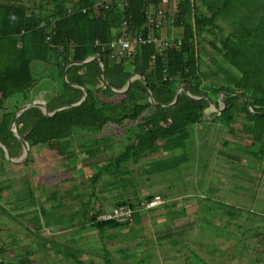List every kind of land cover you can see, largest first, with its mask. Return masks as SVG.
I'll return each mask as SVG.
<instances>
[{
	"label": "trees",
	"instance_id": "16d2710c",
	"mask_svg": "<svg viewBox=\"0 0 264 264\" xmlns=\"http://www.w3.org/2000/svg\"><path fill=\"white\" fill-rule=\"evenodd\" d=\"M124 1L122 4V0H0V105L14 93L26 100L28 89L37 81L32 75L33 61L46 65L52 79L61 85L52 103L47 104L48 112L78 101L83 94L81 88L86 94L78 105L63 107L48 116L37 106L25 108L15 118L14 125L28 146L46 147L53 157L64 159L65 166H69L75 155L70 148L74 132L98 133L105 126L118 125L125 119H142L133 137L126 132L128 140L122 150L95 164L89 177L92 186L89 196L93 202L84 203L81 217L89 228L100 233L136 222L139 212L168 206L162 199L154 207L143 208L141 203L155 194H136L131 201L124 198L125 189L108 197L110 208L120 204L130 206L134 210L130 217L120 223L95 219L97 214L108 211L101 205L105 195L117 186H128L123 180L130 172V164L135 165L155 153H165L149 163H139L142 173L151 174L178 169L186 162L191 150L190 134L193 135L195 125L205 120L204 115L210 114L207 108L211 104L218 107L219 101L222 103L219 112L211 114L213 117L208 120L211 123L227 126L234 122L235 116L243 118L240 129L249 135L250 143L245 147L234 145L236 150L255 158H260L264 150V0ZM49 2L51 8L45 9L44 4ZM157 10L162 11V17L155 14ZM148 16L155 17L159 25H150ZM167 18L179 31L160 54L156 53V42H151L136 44L127 59L110 56L108 42L114 35L150 34L163 38L166 25L163 27L162 23ZM220 21L230 29L214 42L207 35L214 30L222 31ZM205 47L222 62L214 55L208 56L209 65L204 62L201 53L207 50ZM96 57L100 59L103 79ZM132 74L136 76L130 79L127 88L115 93L114 90L124 89ZM178 87L181 89L177 99L171 103ZM12 115L13 110L0 114V142L4 144L7 139L20 144L8 128ZM165 116L169 117L166 132L159 125ZM98 150L95 146L86 152L94 154ZM95 185L100 196L94 192ZM40 212L44 216L48 211ZM224 215L226 229H232L227 217L237 219V216L231 211H225ZM47 219L46 225L54 224L51 218ZM77 224L83 227L81 220ZM179 226H169L157 238L166 239L187 228L186 223L183 229ZM256 226L262 228L261 236L258 229L245 233L252 256L256 255L251 257L255 262L260 251L264 253V248H260L264 247V217L258 218ZM1 248L0 264L33 262L26 258L29 252L15 255V262L11 261L1 256ZM240 249L235 248L236 254H230V258L234 259L239 252L244 255V248ZM66 254L73 263L82 264L75 253ZM189 255L197 256L192 252Z\"/></svg>",
	"mask_w": 264,
	"mask_h": 264
},
{
	"label": "rangeland",
	"instance_id": "374dc122",
	"mask_svg": "<svg viewBox=\"0 0 264 264\" xmlns=\"http://www.w3.org/2000/svg\"><path fill=\"white\" fill-rule=\"evenodd\" d=\"M44 5L45 9L51 8L50 2ZM219 24L222 31L214 30L207 35L214 42L230 29L225 22L220 21ZM162 26H165V36L178 35L179 29L171 24L169 18L163 20ZM205 48L207 50L201 53L204 62L209 65L208 56L211 55L222 62L211 49ZM40 66L37 61L31 64L32 75L37 79L35 87L42 88L44 92L47 89L51 93L59 91V82L52 79L48 70L41 71ZM217 97L221 99V94ZM221 107V101L218 107L211 104L207 108L210 114L204 115L205 120L194 126L193 135L190 134L189 158L178 169L142 173L143 167L139 163H149L166 155L155 153L135 165L130 164V172L123 180L128 186L112 188L114 190L101 201L103 209L109 210L111 200L108 196H116L118 191L121 193L126 189L124 198H131V201L136 194L152 193L159 194L168 206L159 205L156 210L139 212L136 222L103 233L89 228L81 217L84 203L87 200L89 204L93 202L89 196L92 190L89 177L95 164L122 150L128 140L126 132L133 137L137 123L142 122L141 117L125 119L118 125H107L98 133L74 132L73 147L70 148L74 149L75 155L69 166H65L64 159L53 157L43 146L35 148L31 155H27V151L24 158L28 163L25 166L9 167L11 163L4 161L6 165L0 168V206L4 208H0L1 256L15 262V255L29 252L26 258L33 260L32 264H75L61 251L75 253L82 264H106L105 259L109 264H264L261 251L255 258L257 261L252 260L251 257L256 255L252 256V247L245 234L258 229L257 220L264 217L260 210H264V150L260 158L241 149L236 150L234 145L245 147L250 143L249 135L240 129L243 120L240 116H235L234 122L227 126L208 121L213 117L211 114H217ZM168 122V116L160 121L162 131H168ZM95 146L98 152H86ZM95 187L94 192L100 196L99 187ZM101 196L104 197L103 194ZM25 199H33L34 203H27ZM41 209L49 211L43 216ZM225 211L234 212L237 216V219L227 217L232 222V229H226ZM45 217L51 218L54 224L46 225L49 220L46 221ZM80 220L83 227L77 224ZM185 223V231L166 239L157 238L169 226L180 224L179 228L183 229ZM49 226L50 229L47 228ZM33 227L37 230L33 231ZM56 227H60L59 232H54ZM261 229H258L260 236ZM188 248L197 256L188 257ZM235 248H244L246 253L230 258V254H236Z\"/></svg>",
	"mask_w": 264,
	"mask_h": 264
},
{
	"label": "crops",
	"instance_id": "0c3cea01",
	"mask_svg": "<svg viewBox=\"0 0 264 264\" xmlns=\"http://www.w3.org/2000/svg\"><path fill=\"white\" fill-rule=\"evenodd\" d=\"M45 67H46V65L41 64L39 69L41 71L46 70ZM35 68H37V67H35ZM36 84H34L31 88L28 89L27 94H26L27 96H25L26 100H23V97L21 94H15L14 93V94L8 96L4 100L3 104L0 105V114L2 113V111H7V110H13V114L16 113V114H14V118H12L13 117V115H12V117H11L12 120H10V122L12 124L10 125V122H9L8 128H9V131L11 132L12 136L14 137V139H16L20 143V144H17V142L13 139H7V142L5 144L0 142V168H3L6 165V162L4 163V161H6V160H8L11 163L9 167L16 166V168L19 166H25L28 163V162L27 163L25 162L24 146L22 145L21 141L18 139V137H21V135L16 132V125H14L15 124L14 120L25 108H29L32 106H37L40 110H42L46 114L45 109L47 111L49 109L47 104L50 102L52 103L51 99L54 97V95L56 93V92L54 93V91H52V93H51V91H49V89H47V91L44 92V90L42 88L35 87ZM81 89H82L83 94H84V89L83 88H81ZM123 90H125V87L122 90H114V91H115V93H120ZM45 94L47 96L46 99H45ZM83 94H82V96H83ZM24 104H27V106L18 110V108ZM17 128H18V125H17ZM25 144H26L27 151H28L27 155H31L32 151H34L35 148H39V146H28L27 142H25ZM1 190H2V186H0V191ZM27 202L29 203V201H27ZM30 203L31 204L34 203L33 199L30 200ZM260 210L264 212L263 209L260 208ZM21 215H23V214H21ZM23 216H26V215H23ZM47 228L50 229L51 226H49ZM59 229H60V227H56L54 229L55 230L54 232H59L58 231ZM2 247H3V245H2ZM48 247H51V245H49ZM33 251H35V250L33 249ZM57 251L60 252L59 250H57ZM186 251H187L186 253H187L188 257L190 256L189 252H192L193 254H195V252H193L190 248H188V250H186ZM61 253L63 254V256H66V254L63 251H61ZM243 253H246V252L244 251ZM239 254H240V252H239Z\"/></svg>",
	"mask_w": 264,
	"mask_h": 264
},
{
	"label": "built area",
	"instance_id": "2783aa9c",
	"mask_svg": "<svg viewBox=\"0 0 264 264\" xmlns=\"http://www.w3.org/2000/svg\"><path fill=\"white\" fill-rule=\"evenodd\" d=\"M125 3L122 0V4ZM120 4V3H118ZM157 16L162 17L163 13L161 10H157L155 13ZM148 23L153 27H157L159 25V21L152 16H148ZM171 40V36H164L163 38H156L153 35L147 34L146 36H142L139 34H135L131 37H127L123 34L114 35L110 41L108 42V47L110 50L111 57H119L127 59L133 53L134 47L136 44H146L151 42H156V53L160 54L168 45ZM178 43V41H176ZM153 58V54H151L150 59ZM161 199L159 195L155 194L150 199L143 201V208H151L156 206V204L160 203ZM134 210L128 206L127 204H120L111 207L107 212L97 214L95 217L96 220H113L115 222H123L127 220Z\"/></svg>",
	"mask_w": 264,
	"mask_h": 264
},
{
	"label": "water",
	"instance_id": "95a60500",
	"mask_svg": "<svg viewBox=\"0 0 264 264\" xmlns=\"http://www.w3.org/2000/svg\"><path fill=\"white\" fill-rule=\"evenodd\" d=\"M96 59H97V61H98V66H99V68H100V75H101V78L103 79L102 71H101V65H100V59H99V57H96ZM88 60H89V59L85 60L84 62H87ZM134 75H135V74H132V75H130V76L127 78V82H126V86H125V88H127L130 79H132V78L134 77ZM180 89H181V87H179V90H180ZM179 90L175 91L174 99H173V101H172L171 103L175 102V100L177 99V96H178V92H179ZM85 95H86V94H85V92H84L83 96H82L78 101H76V102H74V103H71V104L59 105L58 107H56V108H55L53 111H51V112H48V111L45 109L46 115H47V116H48V115H51V114H53L54 112H56L57 110H59V109H61V108H63V107H67V106H76V105H78L80 102H82V101L84 100ZM171 103H170V104H171ZM25 106H27V104L21 105V106L18 108V110H19V109H22V108L25 107ZM14 114H16V113H14ZM14 114H13V117H12V118H14ZM11 120H12V119H11ZM11 124H12V123L10 122V125H11ZM18 139L21 141L22 145L24 146V154L26 155V153H27V147H26V144H25L24 140H23L21 137H18Z\"/></svg>",
	"mask_w": 264,
	"mask_h": 264
}]
</instances>
